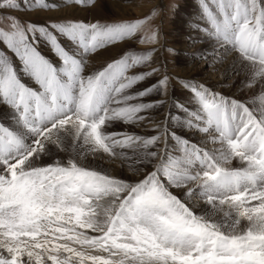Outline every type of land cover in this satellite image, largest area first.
I'll list each match as a JSON object with an SVG mask.
<instances>
[{
  "label": "snow or ice",
  "instance_id": "snow-or-ice-1",
  "mask_svg": "<svg viewBox=\"0 0 264 264\" xmlns=\"http://www.w3.org/2000/svg\"><path fill=\"white\" fill-rule=\"evenodd\" d=\"M58 7L0 0V264H264V0H198L200 58L231 57L235 91L185 79L187 103L122 47L149 18L12 15Z\"/></svg>",
  "mask_w": 264,
  "mask_h": 264
},
{
  "label": "bare ground",
  "instance_id": "bare-ground-1",
  "mask_svg": "<svg viewBox=\"0 0 264 264\" xmlns=\"http://www.w3.org/2000/svg\"><path fill=\"white\" fill-rule=\"evenodd\" d=\"M104 2H109V3L111 2L110 8L115 13L122 12L123 14V12H127L126 11L127 9L123 8V6H120V3H118V0H98L97 3H95L96 5L92 6L93 8H95L94 10L91 7L92 8V9L90 8L91 10L88 9L84 13H82L83 10H80V9L71 8V7L65 8L64 1L59 2L58 9L51 13H54L56 15H61V16L64 14L65 15L74 14V15H78V17L80 15L82 16V18H86L87 21L94 20L93 17L97 16V11H96L97 7H99V5H101ZM124 14L122 16H124ZM196 25L198 26V22L194 20L188 23L187 25H185L188 28V31H186L185 38L180 37V35L170 36L171 38L164 37V42L159 41L158 45L154 46L153 48L150 47V48L143 49L146 51L147 50L153 51L152 66L160 69V72L158 74H154L152 77L148 78L144 82V84L148 85V84L154 83L157 79L161 78L164 74H167L170 77L169 89H168L169 97H174L177 101L184 102V103L188 102V93L181 86V81L185 79H195L199 82H203L207 84L209 87H212L215 91L223 92L226 95H231L235 91V89L232 87V81L229 80L227 83L225 82L226 73H228V70L230 69V66H231V57H229L223 63H217L218 65L215 64V66L213 67L210 66L209 61L203 60V59H202L201 65L200 66L197 65V60L200 58L199 54L201 50L207 48L209 45L205 43H201L202 37L195 30L197 28ZM138 42L139 41L135 37L133 38V40L128 41L125 44H123L122 47L126 51H135L134 50L135 46L139 45ZM44 48H45L44 49L45 52L43 51L44 55H46L53 62H57V57L48 49V47L45 45ZM165 49H174L176 56L178 54L180 55L181 52H188L189 54H185V59H183L182 62L180 63L174 62L175 64L171 65V63H169L168 61H165V55H164ZM136 50H137V47H136ZM117 51L118 50H101L96 60L97 65L99 63H102L105 59H108L111 56L117 55ZM145 70H148V69H145ZM27 82L31 84V81H27ZM236 95L238 96L237 92H236ZM150 98L153 99L152 97ZM159 98L162 99L164 97H159ZM3 114L6 116L7 110H4ZM152 117L154 120H160L163 118V113L160 110H155L152 112ZM134 130L138 133L145 134V135L151 134V124L146 122L144 128H136ZM196 138L197 137L193 136V139H196ZM105 166L108 167L109 165H105ZM117 171H121V169L117 168ZM125 174L130 175L128 173H125Z\"/></svg>",
  "mask_w": 264,
  "mask_h": 264
},
{
  "label": "rangeland",
  "instance_id": "rangeland-1",
  "mask_svg": "<svg viewBox=\"0 0 264 264\" xmlns=\"http://www.w3.org/2000/svg\"><path fill=\"white\" fill-rule=\"evenodd\" d=\"M64 0H57V3L62 2ZM98 0H95L97 3ZM108 3V4H107ZM111 3V2H110ZM109 2H104L99 7H97V18L93 17L94 20H88L86 18H82V16L74 15V14H64L62 16H66L73 20H81L84 22H95L99 20L101 23L104 22H112L119 20H137V19H145V24L137 33L136 38L138 41L141 39H146L148 36L152 34L153 31L157 34V43H148L145 42L135 46V51L138 52H147L152 50H143L145 48H150L158 45L159 41L164 42V37L171 38L170 36L180 35V37H186V31L188 28L185 26L191 21L199 22V15L197 9L198 0H118L120 6L127 9V12H123L124 16H122V12H113L111 10ZM96 4L90 5L88 7L78 6L76 9L83 10L82 13L86 12L88 9L91 10ZM109 5V6H108ZM92 7V8H91ZM91 8V9H90ZM130 8V9H128ZM95 8H93L94 10ZM92 10V11H93ZM89 12V11H88ZM155 13V15H153ZM120 14V15H119ZM129 14V15H128ZM14 16H18L21 21H34L37 23H44L48 17H52L55 19L58 16L51 12H41L39 14L33 12H26L23 9L19 12L12 13ZM74 15V16H73ZM84 19V20H83ZM8 21L0 20V27H6ZM197 26V25H196ZM175 33V34H174ZM166 41V40H165ZM45 45H41V51L45 52ZM137 47V50H136ZM139 48V49H138ZM141 48V49H140ZM43 52V53H44ZM153 52V51H152ZM185 54H189L188 52H181V54L176 56L175 52H169L165 49V61L169 63L175 64L176 62L180 63L185 59ZM179 56V57H178ZM184 56V58H183ZM175 62V63H174ZM202 63V59L197 60V65L200 66ZM218 65V64H216ZM215 66V65H214ZM213 67V66H212ZM169 89V88H168ZM238 96L240 95L239 92ZM154 98H159L155 94L151 96ZM151 99L150 97H148ZM148 98H145L147 101ZM148 99V100H149ZM6 123L7 120H4Z\"/></svg>",
  "mask_w": 264,
  "mask_h": 264
}]
</instances>
